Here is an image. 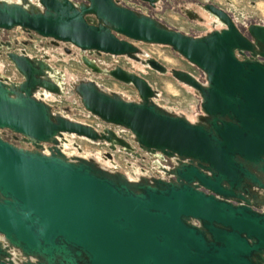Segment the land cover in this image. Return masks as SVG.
I'll use <instances>...</instances> for the list:
<instances>
[{
    "label": "water",
    "instance_id": "water-1",
    "mask_svg": "<svg viewBox=\"0 0 264 264\" xmlns=\"http://www.w3.org/2000/svg\"><path fill=\"white\" fill-rule=\"evenodd\" d=\"M207 11L216 19L211 30L191 35L119 0H0V32L22 28L73 46L86 67L138 94L130 99L85 78L72 81L68 94L107 125L98 132L46 101L63 95L61 71L0 41V55L22 78L0 77V130L31 146L0 134V264H264V214L235 215L229 203L200 190L217 192L220 174L242 162L260 185L255 173L264 174V151H231L226 120L264 104V62L257 58L264 57V26L249 27L250 42L232 19ZM117 35L170 47L200 70L204 82L151 57L145 62L191 88L203 116L190 121L159 105L158 91L135 73L103 70L84 56L139 60L144 53ZM112 127L128 131L132 144ZM71 138L103 143L109 152L84 155ZM135 148L172 166L156 160L160 177L119 171L111 152Z\"/></svg>",
    "mask_w": 264,
    "mask_h": 264
},
{
    "label": "flooded vegetation",
    "instance_id": "flooded-vegetation-1",
    "mask_svg": "<svg viewBox=\"0 0 264 264\" xmlns=\"http://www.w3.org/2000/svg\"><path fill=\"white\" fill-rule=\"evenodd\" d=\"M119 1L126 7L139 11L150 17H154L161 22H163V20H161V18H158V15H163L168 10L178 12V14L186 20V23L187 21L189 23L187 31H180L191 35H200L205 33L206 31L211 30L212 22L216 19L214 17H210V15L207 13L208 8L212 10L214 9L215 11L217 10L219 14L225 15L232 19L240 32L250 42H253L254 38L248 33L249 27L257 25L264 26L263 22L255 20L250 15L243 13L236 14V7L231 4V0H222L224 3L216 0H156V2L152 6L137 0H126L127 4L124 2V0ZM134 4L144 5L146 7V10L141 11L138 9L139 6ZM86 20L89 23L93 24L96 22L93 17L89 16L86 17ZM220 26L221 25H215V28L219 29ZM117 37L131 42L144 54H137L139 60H132L124 56H114L112 54L103 52H85L84 56L87 59L92 60L100 69L111 70L115 67H119L124 70L133 72L139 77L143 78L150 84L153 89L158 91L157 102L159 105H161V91L147 79L146 72H149L153 77L156 78H173L169 73H159L155 69L146 65V60L151 57L168 68L160 60L148 54L142 47V45L155 44H146L139 41L133 42L119 35H117ZM0 41L9 43L11 45L10 51H13L17 54L23 52L29 58L43 60L51 67L61 71L64 74V78L62 79L61 83L64 92L63 95H51L46 98V101L52 107L53 111L61 112L68 116H72L74 114L83 116L89 115L79 106L75 96L68 94L70 83L72 81H77L83 78L94 81L97 84H100L108 89H111L107 86L108 83H115L119 86L130 88L133 92V96L123 95L130 99L138 98L137 91L133 86L125 85L104 73L96 72L86 67L82 62L79 49L73 46L54 42L50 38L42 37L33 31H27L22 28H14L11 30L1 31ZM246 55L251 56L249 52H246ZM181 58L184 59L183 57ZM237 58L241 60L242 56L237 55ZM257 58L258 60L264 62L263 56L257 55ZM184 60L188 63L186 59ZM191 66L194 67V70H185L181 68L175 69L183 70L191 74L200 82H204L202 72L195 66ZM1 76H7L14 81H19L22 79L21 76L18 75L0 55V77ZM180 86L187 94H191L196 98V104L188 105L183 109H180L177 105H171L167 107L173 109L175 112L184 114L190 121H194L196 119V115L203 116V112L200 106V98L193 93V90L191 88L182 84H180ZM117 92L121 91L117 90ZM93 117L98 121L96 125L93 126L98 132H100L103 127L107 126L102 123L97 117ZM226 122L229 129L228 137L232 138L231 151H264L263 103L257 104L256 107H249L246 110V115L244 118L237 119L236 116L233 115L230 117V119L226 120ZM112 128L118 133L121 138L127 140L132 144V137L128 131L121 129L120 127ZM0 134L2 135L3 139L17 146L31 148L30 144L26 143L20 135L15 134L8 129H1ZM95 145L102 149L100 150L101 153L109 152L105 144L98 142ZM43 146L47 147L48 145L43 144ZM135 149L136 150L133 153H126L123 151L111 152L114 162L117 165L119 171L128 174L131 177H133L137 173L160 177L163 176V173L158 167L157 163H155L156 160H158L163 166H172V162L166 157L157 159L155 156L149 155L146 152H142L137 148ZM238 160L242 161V159L240 158ZM233 168L234 171H231V173L228 175L220 174L223 177L219 179V190L217 192L213 190L209 191L204 187H201L200 190L205 194L215 197L218 201L229 203L232 206V212L235 215L249 218V211L258 214H264V174L255 173V176L259 179L258 183L260 185H258L253 184L249 179L248 170L250 169V165L242 162L241 164H237V166H234Z\"/></svg>",
    "mask_w": 264,
    "mask_h": 264
},
{
    "label": "rangeland",
    "instance_id": "rangeland-1",
    "mask_svg": "<svg viewBox=\"0 0 264 264\" xmlns=\"http://www.w3.org/2000/svg\"><path fill=\"white\" fill-rule=\"evenodd\" d=\"M224 3L222 0H216ZM127 4V1L124 0ZM231 4L236 7L235 11L236 14H247L252 16L255 20L264 23V0H231ZM137 5V4H134ZM137 6L139 10L145 11L146 7L144 5L138 4ZM161 16V17H160ZM158 18H161L164 23L172 27L176 30H181L183 32L188 30L189 23L178 14V12L168 10L163 15H158ZM144 50L150 54L151 56L155 57L156 59L160 60L164 63L168 68H181L185 70H194V67L189 65L184 59L180 56L176 55V53L167 46H157V45H142ZM147 79L152 82L160 91V104L166 106L177 105L180 109L184 107L196 104V98L193 97L191 94H187L183 88L178 84L174 79L163 78V77H153L149 72H146ZM107 86L113 90L121 91L124 95H132L133 92L130 88L119 86L115 83H108ZM71 116V115H70ZM72 118L95 126L98 122L96 118L93 116H83L79 114H74L71 116ZM73 142H76L82 151V154L86 155L89 153H97V151L102 150L95 144L88 143L85 140L78 139V138H71ZM67 153L75 152L72 147L66 149Z\"/></svg>",
    "mask_w": 264,
    "mask_h": 264
},
{
    "label": "built area",
    "instance_id": "built-area-1",
    "mask_svg": "<svg viewBox=\"0 0 264 264\" xmlns=\"http://www.w3.org/2000/svg\"><path fill=\"white\" fill-rule=\"evenodd\" d=\"M97 153L102 154L101 151H98Z\"/></svg>",
    "mask_w": 264,
    "mask_h": 264
}]
</instances>
